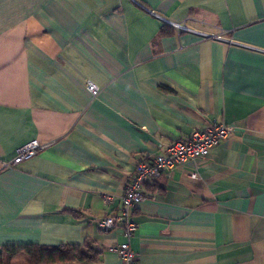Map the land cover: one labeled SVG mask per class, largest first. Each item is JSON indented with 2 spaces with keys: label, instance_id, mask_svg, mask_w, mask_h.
<instances>
[{
  "label": "crops",
  "instance_id": "crops-1",
  "mask_svg": "<svg viewBox=\"0 0 264 264\" xmlns=\"http://www.w3.org/2000/svg\"><path fill=\"white\" fill-rule=\"evenodd\" d=\"M213 120L226 139L144 184L139 264H264V0H0V248L121 264L99 221L136 163Z\"/></svg>",
  "mask_w": 264,
  "mask_h": 264
},
{
  "label": "built area",
  "instance_id": "built-area-1",
  "mask_svg": "<svg viewBox=\"0 0 264 264\" xmlns=\"http://www.w3.org/2000/svg\"><path fill=\"white\" fill-rule=\"evenodd\" d=\"M173 26L183 30L190 29L177 23H173ZM199 33L203 37L220 39V36ZM87 88L92 95H96L98 92V87L92 82H87ZM232 130V126L213 120L203 127L193 129L187 137L170 142L156 154L143 157L136 163L130 182L125 186L120 197L119 211L105 216L99 221V226L104 230L115 227L122 229L124 241L108 248L118 254L121 264H139L138 256L130 246V240L136 229L132 210L145 198L144 184L163 175H169L173 169L183 165L186 161L204 155L220 141L226 139ZM43 147L44 145L37 141L26 143L16 149L13 160L4 166H13L27 160ZM191 176L195 177L196 175L192 173ZM104 198L107 202L112 200L109 195L104 196Z\"/></svg>",
  "mask_w": 264,
  "mask_h": 264
},
{
  "label": "trees",
  "instance_id": "trees-1",
  "mask_svg": "<svg viewBox=\"0 0 264 264\" xmlns=\"http://www.w3.org/2000/svg\"><path fill=\"white\" fill-rule=\"evenodd\" d=\"M96 257L97 252L89 242L83 245H4L0 248V264H73L93 261Z\"/></svg>",
  "mask_w": 264,
  "mask_h": 264
}]
</instances>
